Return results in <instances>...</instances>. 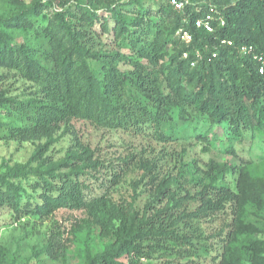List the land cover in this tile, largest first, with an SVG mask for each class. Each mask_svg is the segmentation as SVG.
<instances>
[{
	"label": "trees",
	"instance_id": "1",
	"mask_svg": "<svg viewBox=\"0 0 264 264\" xmlns=\"http://www.w3.org/2000/svg\"><path fill=\"white\" fill-rule=\"evenodd\" d=\"M48 1L62 10L48 24L36 27L47 46L16 42L0 29V67L12 71L17 80L37 83L24 100L6 96L0 86V106L19 122L0 121V129L6 127L13 140L35 145L26 162L7 166L0 174V207L10 208L18 218L47 217L68 209L87 212L102 224L112 221L113 242L100 253L89 254L86 264H144L142 259L165 243L194 247L192 239L199 237L196 218L210 220L230 201H241L242 207L249 200H261L264 186L242 175V195L225 184L211 183L199 193L200 203L193 211L163 183L156 201L147 206L149 211L139 215L87 183L84 167L96 170L98 162L76 150L68 149L60 159L49 151L61 128L74 133L70 126L78 120L135 134L151 131L166 142L161 126L175 109L180 116L194 112L227 124L240 138L246 133L264 135V72L254 58L264 56V0H188L181 11L166 0L159 10L165 19L160 21L146 20L148 9L129 14L121 0H73L67 8L66 0ZM17 2L22 10L10 19L33 27L41 3L27 7L22 0ZM207 15L213 31L197 26ZM179 30L191 33L192 39L182 40ZM243 46H251L253 53L241 52ZM4 79L0 74V85ZM119 176L114 173L112 182ZM181 222L190 228L187 234L180 235ZM235 224L243 226L237 217ZM244 246L250 264H264L262 241L249 237ZM125 256L128 261L122 260Z\"/></svg>",
	"mask_w": 264,
	"mask_h": 264
},
{
	"label": "rangeland",
	"instance_id": "2",
	"mask_svg": "<svg viewBox=\"0 0 264 264\" xmlns=\"http://www.w3.org/2000/svg\"><path fill=\"white\" fill-rule=\"evenodd\" d=\"M81 1L89 3V0ZM165 1L121 0V3L129 14L148 9L146 20L160 21L165 19L159 11ZM22 2L27 7L40 2L43 7L41 14L32 18L33 27L26 23L19 26L16 20L10 19L22 10L17 0H0V19L16 24L4 27L2 20L0 29L7 31L16 42L47 46V40L38 37L36 27L48 24L62 7L50 5L48 0ZM66 2L67 8L74 1ZM106 5L101 4L103 8ZM96 7L102 12L101 7ZM80 16L81 12H78ZM0 74L6 76L0 85L6 96H19L24 100L37 85L26 79H15L6 67H0ZM187 88L191 90L192 87L188 84ZM177 112L176 109L172 111L171 118L161 126L162 133L168 137L166 142L157 140L151 131L149 134H135L78 120L70 126L74 133H69L71 129L66 126L61 128L56 135L58 142L50 146L49 154L60 159L71 149L80 155L81 152L88 155L99 164L93 171L84 167V171L89 172L85 178H89L87 183L91 188L98 194L106 192L117 205L139 215L149 211L147 206L156 201L158 185L163 183L169 185L176 197L183 199L193 211L200 203L199 193L208 184H225L236 195H242L241 176L246 175L264 186L263 134L246 133L240 138L229 131L227 124L194 112H185L183 116ZM0 121L19 124L17 117L8 116L3 106H0ZM9 134L6 127L0 129V174L7 166L26 162L35 149L32 142L13 140ZM217 165L227 169L218 171ZM117 172L120 176L112 182ZM260 197V201L249 200L242 207L241 201H230L222 213L210 220L196 218L193 224L199 228V237L192 239L194 247L189 243H165L162 247H155L150 257L143 258L142 262L250 264L244 254L245 240L252 237L264 245V191ZM236 217L243 226H236ZM111 225L112 221L99 223L84 211L60 209L47 217L28 214L18 218L10 208L0 207V264H86L89 254L100 253L105 245L113 242ZM178 229L180 235L190 230L184 222L179 223ZM128 259L129 256L122 258L123 261Z\"/></svg>",
	"mask_w": 264,
	"mask_h": 264
},
{
	"label": "built area",
	"instance_id": "3",
	"mask_svg": "<svg viewBox=\"0 0 264 264\" xmlns=\"http://www.w3.org/2000/svg\"><path fill=\"white\" fill-rule=\"evenodd\" d=\"M187 2H188V0H170V3L174 6V8L177 10H180V11L184 9ZM197 26H204L208 31H213L214 28L211 24V15H207V17L203 20H198ZM179 36L182 40H185L187 42H189L192 39L191 33L187 32V31L180 30ZM227 43L231 45L232 41H227ZM252 50L253 49L251 46H249V47L243 46L241 48V52H243L245 54L253 53ZM254 58L258 59L260 61V63H261L260 72L263 73L264 72V56L261 54H254Z\"/></svg>",
	"mask_w": 264,
	"mask_h": 264
}]
</instances>
